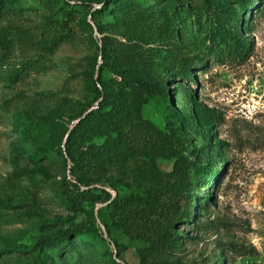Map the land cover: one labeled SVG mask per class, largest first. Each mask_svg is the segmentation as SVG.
Masks as SVG:
<instances>
[{
  "label": "rangeland",
  "instance_id": "rangeland-1",
  "mask_svg": "<svg viewBox=\"0 0 264 264\" xmlns=\"http://www.w3.org/2000/svg\"><path fill=\"white\" fill-rule=\"evenodd\" d=\"M114 2L0 0V264H264V0ZM105 36L170 96L100 82ZM104 86L182 159L124 153L117 115L75 139L74 175L66 143ZM145 191L154 203L114 204ZM80 227L85 240L34 246Z\"/></svg>",
  "mask_w": 264,
  "mask_h": 264
},
{
  "label": "trees",
  "instance_id": "trees-1",
  "mask_svg": "<svg viewBox=\"0 0 264 264\" xmlns=\"http://www.w3.org/2000/svg\"><path fill=\"white\" fill-rule=\"evenodd\" d=\"M114 4L118 10L122 9L124 3H119L117 0H114ZM246 4V3H245ZM242 6V5H241ZM244 6V5H243ZM102 10L101 12H104ZM244 11V10H243ZM173 20H178L177 17L173 16ZM104 41V62L100 66L99 81H103V74L107 71L111 76H113L116 80V83L122 89H137L145 95L149 97L155 98L157 96L164 98V91H167V95L170 96V88L168 86L170 80L169 78H162L159 80L146 79L141 74L137 73L136 67H140V69L144 68L146 65V58H141L136 56L137 62L136 64H124L122 60L119 59L118 53L114 48V43L109 41V38L105 36L103 38ZM135 49L134 46H128L126 50L128 52L133 51ZM136 50V49H135ZM237 51V50H236ZM101 101L96 109L91 110L87 113L86 117L72 130L68 141L66 143L67 153L69 158L73 163V167L71 168L72 173L74 175L78 174V171L81 170V160L78 155L75 153V139L84 135L86 132L90 130H98L106 123L114 120L117 115L122 117L124 126L126 129L120 132L116 138H108V141L114 143L117 148H121L124 153L131 154L132 157L141 161L143 157L148 159L157 160L163 157H176L182 159V154L179 155L178 148L174 145V137L171 132L168 133H155L151 126L147 122L141 120L137 126L131 125L129 126V119L124 118V114H129L126 111V103L119 99L118 97L113 96L111 93L107 91V87L104 86L103 93L101 95ZM167 100V99H166ZM127 119V120H126ZM126 124V125H125ZM157 135H161L157 138ZM111 146V145H110ZM106 144L101 146H93L96 151H101L103 149L108 148ZM179 160V159H178ZM155 166V164H154ZM206 172V169H205ZM159 178H165L168 175H158ZM79 179V178H78ZM80 181V180H78ZM183 185L179 184L178 188L173 190L176 194L185 193L183 189ZM108 199L111 198L109 194H107ZM192 198V197H190ZM192 200L189 199V203ZM155 197L151 191H145L144 193L132 192L130 195L123 200L115 201L114 204L117 206L124 204L127 206H135L139 204H151L154 203ZM193 201H197V198ZM190 207V208H191ZM192 209H196L193 207ZM194 217L193 212L190 209H187V214L185 218L190 221ZM73 239H86V234H84L83 229L77 228L72 230H67L65 232L57 233L48 238H40L35 242V247L42 245L44 247H52L53 249H60L69 245L71 240ZM2 246L0 245V248ZM26 248V246H10L9 249L14 252H21ZM4 249V248H3ZM4 251V250H3ZM3 251L1 253H3Z\"/></svg>",
  "mask_w": 264,
  "mask_h": 264
},
{
  "label": "built area",
  "instance_id": "built-area-1",
  "mask_svg": "<svg viewBox=\"0 0 264 264\" xmlns=\"http://www.w3.org/2000/svg\"><path fill=\"white\" fill-rule=\"evenodd\" d=\"M105 232V230H103Z\"/></svg>",
  "mask_w": 264,
  "mask_h": 264
}]
</instances>
